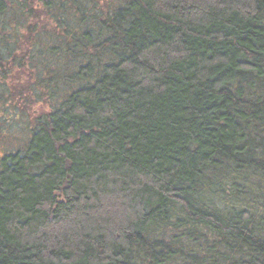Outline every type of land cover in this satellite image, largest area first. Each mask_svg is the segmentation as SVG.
<instances>
[{"label":"trees","instance_id":"16d2710c","mask_svg":"<svg viewBox=\"0 0 264 264\" xmlns=\"http://www.w3.org/2000/svg\"><path fill=\"white\" fill-rule=\"evenodd\" d=\"M0 264H264V0H0Z\"/></svg>","mask_w":264,"mask_h":264},{"label":"rangeland","instance_id":"374dc122","mask_svg":"<svg viewBox=\"0 0 264 264\" xmlns=\"http://www.w3.org/2000/svg\"><path fill=\"white\" fill-rule=\"evenodd\" d=\"M39 108H41V106L40 107H36L35 109H37L39 111L40 110ZM8 138H9V136L8 135H5L4 142L7 141ZM4 145H6V144H4Z\"/></svg>","mask_w":264,"mask_h":264}]
</instances>
